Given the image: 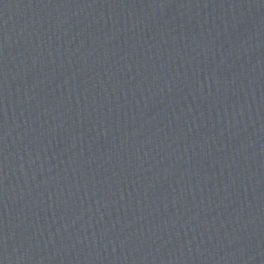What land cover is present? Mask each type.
<instances>
[{
  "label": "water",
  "instance_id": "obj_1",
  "mask_svg": "<svg viewBox=\"0 0 264 264\" xmlns=\"http://www.w3.org/2000/svg\"><path fill=\"white\" fill-rule=\"evenodd\" d=\"M0 264H6L5 262H3L2 260H0Z\"/></svg>",
  "mask_w": 264,
  "mask_h": 264
}]
</instances>
